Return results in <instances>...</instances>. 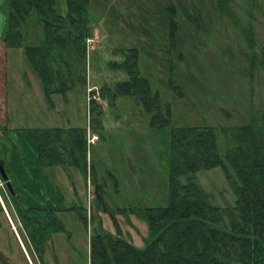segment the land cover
I'll return each mask as SVG.
<instances>
[{"label": "rangeland", "instance_id": "374dc122", "mask_svg": "<svg viewBox=\"0 0 264 264\" xmlns=\"http://www.w3.org/2000/svg\"><path fill=\"white\" fill-rule=\"evenodd\" d=\"M92 38L86 41L83 68L64 94L45 101L40 80L27 61L26 46L40 45L43 31L31 11L23 20V39L7 53L5 121L0 126V161L17 199L25 206L61 209L63 230L53 232L43 262L32 250L14 215L8 189L0 178V264H91V239L118 238L144 249L153 236L148 208L170 201L171 135L175 128L208 125L236 127L260 122L264 111V17L261 0H87ZM67 0H56L64 15ZM175 8L174 47H170L169 13ZM2 9L7 15L6 5ZM226 10L228 13H226ZM174 27V26H173ZM175 33V30H174ZM137 68L158 92L161 114L152 117L134 95L111 92L127 73L114 67L130 50ZM102 107L103 128L89 127ZM155 120V121H154ZM6 123V126H4ZM86 128L88 171L93 200L89 210L67 208L52 176L38 163L35 129ZM97 138L89 143L92 135ZM222 146V138L219 139ZM197 178L212 202L232 205L235 193L220 168L201 170ZM40 261V262H39Z\"/></svg>", "mask_w": 264, "mask_h": 264}, {"label": "trees", "instance_id": "16d2710c", "mask_svg": "<svg viewBox=\"0 0 264 264\" xmlns=\"http://www.w3.org/2000/svg\"><path fill=\"white\" fill-rule=\"evenodd\" d=\"M219 1L225 11V0ZM261 1L264 17V0ZM66 3L67 11L62 15L56 9V0L3 2L8 12L2 39L8 49L21 45L23 20L31 11L41 24L42 44L26 46L24 52L50 105L54 93L64 94L72 87L70 82L84 81V76H76V72L83 68L86 41L93 36L88 1ZM168 18L173 43L175 14ZM136 55L137 51L131 49L122 63H113L128 78L119 81L109 93V88L103 87L100 96L112 103L117 95H134L147 111L155 112L152 117L166 123L169 108L167 117L163 116L158 92L153 93L149 80L139 73ZM260 62L264 67V48ZM89 103L98 116L89 125L96 133L103 128V110L95 107L93 100ZM87 145L86 128L35 129L36 156L45 169L75 165L86 174ZM214 168H220L233 186L232 205L214 204L211 194L199 183L197 172ZM169 171V204L146 212L153 236L148 246L138 249L121 239L98 234L91 239L92 264H264V111L260 122L242 126L189 125L173 129ZM8 194L27 241L43 262L51 234L63 230L57 216L60 210L25 206L9 190Z\"/></svg>", "mask_w": 264, "mask_h": 264}, {"label": "crops", "instance_id": "0c3cea01", "mask_svg": "<svg viewBox=\"0 0 264 264\" xmlns=\"http://www.w3.org/2000/svg\"><path fill=\"white\" fill-rule=\"evenodd\" d=\"M4 0H0V126L2 125L1 120L5 121V114L7 113L6 104V89H7V72L5 70L6 58L8 48L2 39V32L6 21V15L2 9ZM6 122V121H5ZM6 126V123H4ZM97 138V135H92L89 143ZM39 163V162H38ZM3 165V163H2ZM86 174L83 173L78 166H54L47 168L46 171L52 176L54 183L56 184L57 190L61 194L62 198L68 204L66 209L69 208H82L91 212V202L94 198L92 192V180L89 177V161L88 157L86 160ZM32 207V206H30ZM50 207V206H49ZM58 209L56 207H52ZM61 210V209H59ZM59 212V211H58Z\"/></svg>", "mask_w": 264, "mask_h": 264}, {"label": "water", "instance_id": "95a60500", "mask_svg": "<svg viewBox=\"0 0 264 264\" xmlns=\"http://www.w3.org/2000/svg\"><path fill=\"white\" fill-rule=\"evenodd\" d=\"M0 175H1L2 179L5 181V183H6V187L8 188V190H9L12 194H14V191H13V189H12V187H11L10 182L8 181L7 174H6L5 169H4V166H3L2 164H0Z\"/></svg>", "mask_w": 264, "mask_h": 264}, {"label": "flooded vegetation", "instance_id": "af4514ba", "mask_svg": "<svg viewBox=\"0 0 264 264\" xmlns=\"http://www.w3.org/2000/svg\"><path fill=\"white\" fill-rule=\"evenodd\" d=\"M172 12H174V13H169V15H168V17L171 15V14H176L175 13V8H174V10L172 11ZM168 26H170V24L168 25ZM175 27H176V32H175V34L177 33V31H178V26H176V24H175ZM174 34V35H175ZM0 177H1V175H0ZM2 178V177H1ZM4 181V180H3ZM5 182V181H4ZM5 185H6V183H5ZM0 209H1V207H0ZM92 264V263H91ZM104 264H117V263H115V262H108V263H104Z\"/></svg>", "mask_w": 264, "mask_h": 264}]
</instances>
